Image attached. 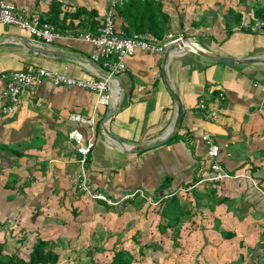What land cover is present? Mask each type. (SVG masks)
<instances>
[{
	"label": "crops",
	"instance_id": "0c3cea01",
	"mask_svg": "<svg viewBox=\"0 0 264 264\" xmlns=\"http://www.w3.org/2000/svg\"><path fill=\"white\" fill-rule=\"evenodd\" d=\"M3 1L28 16L37 15L39 23L53 25L61 37L44 44L23 29L0 23V243L15 246L17 225L21 231L25 228L24 233L34 229L39 218L68 207L75 211L79 197L72 179L79 164L69 132L77 128L87 137L90 130L70 121L69 115L88 118L94 112V145L85 165L93 191L119 201L116 209L130 203L152 207L149 213L157 224L160 202L174 194L183 212L178 236L172 232L162 243L166 248L190 247L195 264H264V63L230 67L189 50L174 53L165 65L163 54L137 51L125 57V69L118 74L122 99L106 123L122 147L100 127L117 98L115 80H109L103 98L84 88L43 80L33 94L24 92L12 113L2 111L6 81L2 75L9 72L40 67L75 79L100 77L90 63L93 46L73 35L96 31L112 0ZM261 4L264 0H116L115 11L120 13L114 17L115 30L155 36L148 32L146 21L156 8L157 17L167 15L161 38L168 33L195 35L202 46L222 55L264 57V23L252 19L253 9ZM126 6L129 11L123 14ZM140 16L142 29H138ZM22 37L46 52L60 51L78 59L31 50ZM96 63L102 66L101 61ZM170 90L183 110L178 130L158 146L125 151L169 133L176 114ZM201 100L206 109L219 110L216 119L205 118L198 108ZM205 132L219 147L215 160L233 177L206 180L211 170ZM207 189L210 195L204 192ZM135 190L142 195H134L125 206L121 198ZM91 207L114 209L95 199L78 208Z\"/></svg>",
	"mask_w": 264,
	"mask_h": 264
},
{
	"label": "built area",
	"instance_id": "2783aa9c",
	"mask_svg": "<svg viewBox=\"0 0 264 264\" xmlns=\"http://www.w3.org/2000/svg\"><path fill=\"white\" fill-rule=\"evenodd\" d=\"M115 6L116 0H112L103 14L102 21L96 31H87L73 35L76 38L89 42L93 46L90 59L94 62L101 61L103 68L111 75H118L125 69V63L123 61L125 57L131 56L137 51L163 54L168 46L184 36L183 33H168L164 38L149 37L139 33H133L131 35L119 34L115 30ZM0 23L23 29L27 35L44 44L52 43L61 37V33L53 25L39 23L37 15L32 14L28 16L24 10L18 9L15 5L6 3L3 0H0ZM255 25L259 26L258 23H255ZM183 51H177L176 53ZM112 56L116 58L112 59ZM2 76L6 80L3 89V99L5 102L2 106V111L4 113H12L24 92L33 94L43 80L50 81L54 86L68 85L84 88L98 94L99 98H103V94L107 90L109 83V80L101 77L98 79L81 80L40 67L13 71ZM30 102H32V98H30ZM198 108L205 113V118L210 120L216 119L219 113L218 109H206L202 100L199 101ZM94 117V112L88 118L75 113L69 115L70 121L86 124L90 130V134L87 137L77 128H73L69 132V136L75 144L79 164V170L73 177L72 184L92 199L103 200L108 205H115L118 201L107 198L100 192L93 191L86 181V157L94 145ZM202 137L207 146L206 156L210 160L209 169L211 170L209 176H206V180L212 182L233 177L215 160L219 147L213 141L211 135L205 132ZM136 194L142 195V192L135 190L127 193L121 200L132 198Z\"/></svg>",
	"mask_w": 264,
	"mask_h": 264
},
{
	"label": "rangeland",
	"instance_id": "374dc122",
	"mask_svg": "<svg viewBox=\"0 0 264 264\" xmlns=\"http://www.w3.org/2000/svg\"><path fill=\"white\" fill-rule=\"evenodd\" d=\"M209 187L211 186L208 189ZM208 189L204 192L210 195ZM74 190L79 197L75 199L77 202L73 206L74 212L71 211L73 208L68 207L39 218L41 221L36 227L24 232L25 234V228L21 231L18 229L19 225L15 227L14 233L21 231L26 239L19 247V256L26 257L27 251L37 239H42L53 242L50 246L54 247L59 256L56 264H90V261H93L91 264H107L111 252L120 247L131 250L135 257L133 264H195L190 247L181 248L177 245L168 249L162 244L169 235L158 231L155 223L157 218L149 213L152 207L141 203L121 210L116 209L119 207L118 201L115 205H109L114 206L112 210L94 207L81 209L78 207L93 203V199L76 186ZM80 192L85 196L81 197ZM180 204L176 198L172 203L173 206L177 205L178 210L182 209ZM135 235L137 237L134 239ZM147 242H153L156 246H146L142 254L139 253V246L146 245ZM217 264L223 263L219 261Z\"/></svg>",
	"mask_w": 264,
	"mask_h": 264
},
{
	"label": "trees",
	"instance_id": "16d2710c",
	"mask_svg": "<svg viewBox=\"0 0 264 264\" xmlns=\"http://www.w3.org/2000/svg\"><path fill=\"white\" fill-rule=\"evenodd\" d=\"M153 2V1H151ZM153 4V3H152ZM149 6H147V11H149ZM129 11V6L123 7L121 9V12L124 14L125 12ZM157 9H152L150 13H148V18L146 21V28H148V32L151 33V35H155L158 38H161L163 35V31H166L165 28H163L164 22L167 21V15H161L160 17H157ZM120 13V9L116 11V14ZM238 15V14H235ZM162 16V20H161ZM262 21L264 23V4L259 5L258 7L253 9V16L252 19ZM239 20V19H238ZM138 29H142L144 26V19L140 16V19L138 21ZM260 23V22H259ZM145 24V25H146ZM161 25V26H157ZM165 29V30H163ZM242 31H250V28L242 27ZM169 198L165 201H161L159 205V215L161 220L157 224V229L159 232H165L167 235H172L176 238L178 236V230H179V223L181 221V215L183 212L182 209L178 210L177 205H172V203L175 200L174 194H171L170 196L164 197ZM126 200H129L126 201ZM103 201V200H102ZM116 201V200H115ZM124 205L126 206L131 202V198L129 199H123ZM122 201V202H123ZM170 201H173L172 203ZM105 202V201H104ZM106 203V202H105ZM171 203V204H170ZM107 204V203H106ZM132 205V203H130ZM108 205V204H107ZM109 206V205H108ZM173 232V233H172ZM169 233V234H168ZM172 233V234H171ZM18 234V235H16ZM15 234V240L14 244H18V247H15L11 243H0V264H56L58 261V253L53 249L54 247H51L53 245V242L48 240H42L37 239V242L31 246V248L27 251L26 257H22L18 255V250L23 243H25V237L22 235L23 233L19 231V233ZM137 237V235L134 236V239ZM10 238H13L10 236ZM48 245V247H46ZM51 245V246H50ZM148 247L149 245H142L139 246V253L142 254L143 248ZM6 248H8L6 250ZM135 261L134 254L131 252V250L120 247L117 250H113L111 252V255L109 256V259L107 261V264H133ZM93 261H90V264Z\"/></svg>",
	"mask_w": 264,
	"mask_h": 264
},
{
	"label": "water",
	"instance_id": "95a60500",
	"mask_svg": "<svg viewBox=\"0 0 264 264\" xmlns=\"http://www.w3.org/2000/svg\"><path fill=\"white\" fill-rule=\"evenodd\" d=\"M21 39L24 41L25 46L31 50L39 51L41 53H45V54L51 55V56H60V57H65V58L78 59L74 55L67 54V53L60 52V51L46 52L45 50L40 49L39 46L36 43H33L31 40L24 38V37H22ZM2 40H3V38L0 37V42ZM183 50H189V51L195 53L196 55L201 56L205 59H208V60H211L214 62H218V63H222V64H225V65L230 66V67H234L236 65H242V64L264 63V57L263 56H261V57L251 56V57H245V58H235V57L228 56V55H222L220 53H217L215 51H212V50L202 46L198 42L197 36H195V35H184L177 42L171 44L170 46H168L166 48L165 52L163 53L162 64L165 65L167 60L174 53H176L177 51H183ZM90 61H91L90 62L91 65L95 68V70L97 71V74L101 78L116 81V84H117V96L116 97L117 98H116L115 102L113 104H111L107 108V110L105 111L104 117L102 118V120L100 122V127L102 128L103 132L106 134V136L109 138L110 141L117 142L120 146L125 147L123 144H121L122 142H120L118 139L113 137L112 134L106 128L107 121L109 120L110 116L113 114L115 109L118 107V105L122 99L123 88H122L120 78L118 75H111L108 72H106L100 64H98L92 60H90ZM170 93H171V96L176 103V114H175L174 120L172 122L171 129H170L169 133L167 135H165L164 137H162L161 139H159L155 142L149 143V144H141V145L133 146V147H130L128 150H127V148H123V149H125V151L138 152L141 150H145V149H148L151 147L158 146L161 143L165 142L166 140L170 139V137L172 135H174V133L178 130L179 122H180L181 116L183 114V110H182L181 103H180L178 97L175 95V93L172 90H170Z\"/></svg>",
	"mask_w": 264,
	"mask_h": 264
}]
</instances>
